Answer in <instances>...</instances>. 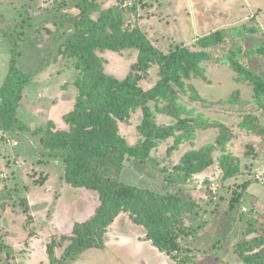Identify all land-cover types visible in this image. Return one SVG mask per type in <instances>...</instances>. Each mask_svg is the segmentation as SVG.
<instances>
[{"label": "rangeland", "instance_id": "374dc122", "mask_svg": "<svg viewBox=\"0 0 264 264\" xmlns=\"http://www.w3.org/2000/svg\"><path fill=\"white\" fill-rule=\"evenodd\" d=\"M78 1L0 0V88L14 57L33 82L24 89L17 112L26 130L0 128V264H248L246 256L256 255L264 262V110L254 100L253 85L239 77L230 60L237 52L236 59L261 72L260 57L246 52L264 40V0H93V20L105 10H115L119 19L140 28L164 53L179 47L200 51V38L228 33L221 45L206 50L205 77L185 83L202 101H190L189 92L181 93V103L193 108L195 116L229 128L230 156L221 164L226 154L216 151L215 164L190 178L178 170L186 152L221 135L220 127H210L197 130L196 139L177 150L175 138H170L156 143L145 158L125 159L121 182L165 198L170 213L183 222L186 232L179 236V250H161L124 212L108 227L102 248L87 250L76 261L64 258L75 224L91 219L101 204L96 192L65 183L62 160L41 154L44 133H37L47 131L50 122L56 130L68 129L64 118L76 101L63 103L62 96H76L80 73L77 60L59 55V49L73 30L67 20L82 17L75 8ZM57 15L59 22H66L63 26L56 25ZM97 54L105 61V72L123 81L139 52ZM159 72L158 66L150 69L140 82L144 91L160 81ZM167 104L161 97L149 103L159 125L177 123L160 113ZM248 115L255 117L251 127L256 132L240 126ZM142 120L138 109L128 123L119 122L120 135L132 147L142 138ZM53 242L52 260L48 248Z\"/></svg>", "mask_w": 264, "mask_h": 264}, {"label": "trees", "instance_id": "16d2710c", "mask_svg": "<svg viewBox=\"0 0 264 264\" xmlns=\"http://www.w3.org/2000/svg\"><path fill=\"white\" fill-rule=\"evenodd\" d=\"M96 4L93 0L76 2L75 8L80 10L82 17L74 18L73 22L67 20L73 24V30L59 49V55L77 60L76 69L80 73L75 84L76 96L73 92L62 96L63 103L76 101L73 111L64 118L68 129L56 130L55 123L50 122L47 131L37 130V133H44L40 140L41 154L62 160L65 183L74 189L96 192L101 203L91 219L75 224L64 258L76 261L85 251L102 248L108 227L124 212H129L134 223L147 230L146 238L161 250H179V236L186 232L183 222H177L170 213V203L165 198L152 190L138 189L121 182L124 161L127 157L145 158L156 143L170 138H175L173 149L177 150L185 142L194 141L197 130L210 127H220L221 135L211 144L186 152L178 170L188 178L202 174L215 164L214 153L218 150L226 154L220 157L219 162L227 161L230 156L226 148L229 128L195 116L193 108L181 103V93L187 95L190 92L188 98L192 102L202 101L198 94H194L196 90L185 83L205 77L202 63L209 59L206 50L221 45L228 33L218 31L200 38L197 42L200 51L179 47L164 53L140 28L127 26L119 19L115 10H105L97 20H93L91 16L97 12ZM56 18V25L66 23L64 20L59 22L60 16ZM260 42L248 50L246 56L253 53L260 57L261 72L236 59L237 52L230 60L239 77L253 85L254 100L264 110V40ZM126 49L138 50L139 55L130 73L120 81L105 72V61L97 53ZM153 66L159 67L160 81L154 88L144 91L140 82L147 78ZM32 83L31 78L18 69L17 58H12L8 75L0 88V128L5 132L26 130L17 112L24 89ZM160 97L168 104L161 112L158 108L156 111L173 117L176 124L157 123L149 103ZM237 101L240 103L241 100ZM138 109L143 114L142 124L138 127L142 138L137 146L132 147L120 135L119 122L128 123ZM254 119L248 115L240 126L256 132V128L251 127ZM238 199L236 196L235 200ZM48 254L52 260L55 259L54 242L49 246ZM245 262L264 264L257 255L246 256Z\"/></svg>", "mask_w": 264, "mask_h": 264}]
</instances>
